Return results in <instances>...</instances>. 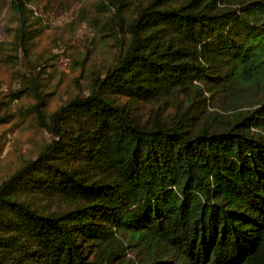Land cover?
I'll list each match as a JSON object with an SVG mask.
<instances>
[{"label": "trees", "instance_id": "1", "mask_svg": "<svg viewBox=\"0 0 264 264\" xmlns=\"http://www.w3.org/2000/svg\"><path fill=\"white\" fill-rule=\"evenodd\" d=\"M54 2L109 58L86 70V48V84L51 107L34 48ZM3 8L0 126L49 137L0 178V264H264V0Z\"/></svg>", "mask_w": 264, "mask_h": 264}, {"label": "rangeland", "instance_id": "2", "mask_svg": "<svg viewBox=\"0 0 264 264\" xmlns=\"http://www.w3.org/2000/svg\"><path fill=\"white\" fill-rule=\"evenodd\" d=\"M76 6L75 4L66 9L64 5L54 2L41 7L40 16L43 26L36 38L34 55L48 57L47 62L51 64L46 68L50 88L54 92V98L49 102L51 107L86 84V73L81 76L78 67V62L86 48L90 50L84 65L86 70L109 58V46L100 44L96 49L91 47L93 43L87 39L91 31L86 24H71ZM9 18L8 10L3 8L0 12V38L4 34V24L9 22ZM12 82L11 68L0 63V91L5 92ZM20 102L25 106L29 98L23 97ZM16 115L19 117L16 125L11 128L6 124L0 126V132L5 130L6 136V143L0 152V178L14 169L22 156L32 155L38 144L49 137L26 120L25 114Z\"/></svg>", "mask_w": 264, "mask_h": 264}]
</instances>
